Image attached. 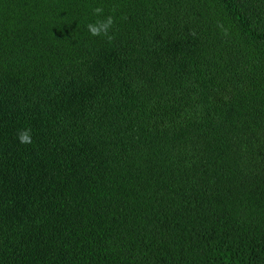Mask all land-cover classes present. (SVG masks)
I'll return each instance as SVG.
<instances>
[{
  "label": "trees",
  "instance_id": "obj_1",
  "mask_svg": "<svg viewBox=\"0 0 264 264\" xmlns=\"http://www.w3.org/2000/svg\"><path fill=\"white\" fill-rule=\"evenodd\" d=\"M0 264H264V0H0Z\"/></svg>",
  "mask_w": 264,
  "mask_h": 264
},
{
  "label": "clouds",
  "instance_id": "obj_2",
  "mask_svg": "<svg viewBox=\"0 0 264 264\" xmlns=\"http://www.w3.org/2000/svg\"><path fill=\"white\" fill-rule=\"evenodd\" d=\"M97 19L95 22H89L86 24L87 30L92 37L105 36L111 38L109 35L110 29L113 25V18L109 16H103L102 8H95L93 10ZM102 17V18H101ZM18 142L21 144H29L31 140V130L30 129H21L17 132Z\"/></svg>",
  "mask_w": 264,
  "mask_h": 264
}]
</instances>
